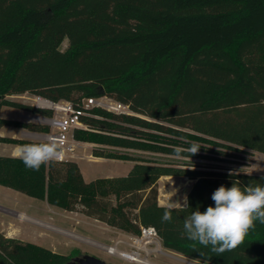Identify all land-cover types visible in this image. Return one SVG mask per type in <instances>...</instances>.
<instances>
[{"label": "trees", "instance_id": "obj_1", "mask_svg": "<svg viewBox=\"0 0 264 264\" xmlns=\"http://www.w3.org/2000/svg\"><path fill=\"white\" fill-rule=\"evenodd\" d=\"M67 47L62 50L63 43ZM29 94L50 102L108 96L135 116L91 109L75 129L79 142L210 160L264 155V0H0V131L48 134L45 124L1 116L11 107L51 118V109L9 100ZM0 143H38L2 137ZM97 158L133 162L125 176L86 181L78 163L50 161L38 171L0 156V186L79 213L132 236L156 230L163 248L207 264H264V224L237 248L214 253L181 235L184 219L214 206L213 192L264 184V175L133 158L96 148ZM233 175H229V173ZM162 177L194 181L187 206L158 202ZM43 246L0 232V264H69Z\"/></svg>", "mask_w": 264, "mask_h": 264}, {"label": "rangeland", "instance_id": "obj_2", "mask_svg": "<svg viewBox=\"0 0 264 264\" xmlns=\"http://www.w3.org/2000/svg\"><path fill=\"white\" fill-rule=\"evenodd\" d=\"M66 47L67 41L63 43L62 50H65ZM8 99L35 105L34 96L29 94L10 96ZM25 112L11 107H3L1 116L23 120ZM32 117L35 123H44L45 117L36 114H32ZM17 130L14 127L7 126L6 128L9 135ZM83 143L77 150V158L71 161L78 163L84 179L88 182L99 178L125 176L134 164L121 160L97 158L93 154V150L96 148L118 151L133 158L160 163L180 165L191 163L220 168L223 171L264 175V155L257 152L244 154L241 159L210 160L113 148L97 143ZM14 146L11 145V148L16 149ZM5 152V145L0 144V155L6 156ZM90 156H93L94 159H91ZM193 183L194 181L185 177H162L158 181L159 204L167 207L172 203L173 207H182L187 201V195ZM0 231L6 237L11 235L9 237L34 243L63 255L71 253L76 257L89 255L110 264H207L166 250L158 237L148 243L143 242L141 247L136 249L133 246L132 238L134 236L132 235L82 214L65 212L44 201L29 198L2 186H0ZM111 250H115L116 253H112ZM132 251L138 253L134 257L141 263L124 259L119 255V253H131Z\"/></svg>", "mask_w": 264, "mask_h": 264}, {"label": "clouds", "instance_id": "obj_3", "mask_svg": "<svg viewBox=\"0 0 264 264\" xmlns=\"http://www.w3.org/2000/svg\"><path fill=\"white\" fill-rule=\"evenodd\" d=\"M200 148L192 143L186 149L175 147L174 151L177 156L184 151L192 156ZM14 155L22 160L26 168L38 171L42 164L61 158L62 146L55 139L22 144L16 147ZM211 199L214 206H208L203 212L197 208L184 219L181 235L194 244L199 243L217 254L231 251L244 242L257 221L264 224V184L241 186V182L235 180L231 187H218ZM173 206L172 203L167 205L162 222L172 221ZM183 206L188 207L187 201Z\"/></svg>", "mask_w": 264, "mask_h": 264}, {"label": "built area", "instance_id": "obj_4", "mask_svg": "<svg viewBox=\"0 0 264 264\" xmlns=\"http://www.w3.org/2000/svg\"><path fill=\"white\" fill-rule=\"evenodd\" d=\"M34 98L35 105L33 106L43 109H51L53 111V116L51 118L43 119V124L50 128V132L44 134L42 138L43 142L55 139L62 146L61 158L52 161H71L77 158V150L81 147V143L73 138V132L75 129H87L86 125L82 123L81 118L89 116V111L91 109L97 108L114 114L135 116V113L128 105L120 103L108 96L84 99L82 100L80 107H77L68 101L54 103L40 97ZM90 158L94 159L93 156H90ZM157 237V232L154 228H142L141 234L132 238L133 246L136 249H139L143 242L148 243ZM122 255H138V253L132 251L131 253H122Z\"/></svg>", "mask_w": 264, "mask_h": 264}, {"label": "crops", "instance_id": "obj_5", "mask_svg": "<svg viewBox=\"0 0 264 264\" xmlns=\"http://www.w3.org/2000/svg\"><path fill=\"white\" fill-rule=\"evenodd\" d=\"M2 111V109H1ZM25 112V111H24ZM26 114L24 115L23 117V120H16L15 118L13 117H10V118H5V119H9V120H14V121H19V122H31V123H35L34 122V119L32 117V114L29 113V112H25ZM9 127V126H8ZM6 127H3L0 131V135L2 137H8V138H14V139H21V140H28V141H37V142H43V135L44 134H41V133H36V132H30L26 129H23V128H17V127H14L16 128L17 131H14L13 133H11L10 135L7 133L6 131ZM80 146H82L84 143L83 142H80ZM2 144V143H0ZM2 145H5L6 147V156H15L14 153H15V150L14 148H11V145L12 144H2ZM15 148L17 147L16 145L14 146ZM81 148V147H80ZM2 156V155H0ZM1 232V231H0ZM2 233V232H1ZM8 237L11 236V235H7ZM11 238H15V237H11Z\"/></svg>", "mask_w": 264, "mask_h": 264}, {"label": "water", "instance_id": "obj_6", "mask_svg": "<svg viewBox=\"0 0 264 264\" xmlns=\"http://www.w3.org/2000/svg\"><path fill=\"white\" fill-rule=\"evenodd\" d=\"M69 264H110L106 263L103 260H100L96 257L84 255L82 257L77 258L75 261L70 262Z\"/></svg>", "mask_w": 264, "mask_h": 264}, {"label": "bare ground", "instance_id": "obj_7", "mask_svg": "<svg viewBox=\"0 0 264 264\" xmlns=\"http://www.w3.org/2000/svg\"><path fill=\"white\" fill-rule=\"evenodd\" d=\"M111 251H112V253H116L115 250H111ZM119 255H120L121 257L127 259V260H131V261H135V262H139V263H141V261H140V260H137V259L134 257V255L125 256V255H122V253H121V254L119 253Z\"/></svg>", "mask_w": 264, "mask_h": 264}, {"label": "flooded vegetation", "instance_id": "obj_8", "mask_svg": "<svg viewBox=\"0 0 264 264\" xmlns=\"http://www.w3.org/2000/svg\"><path fill=\"white\" fill-rule=\"evenodd\" d=\"M79 258V257H78ZM77 258H74L71 262L75 261Z\"/></svg>", "mask_w": 264, "mask_h": 264}]
</instances>
